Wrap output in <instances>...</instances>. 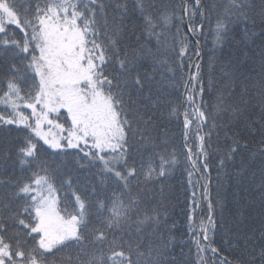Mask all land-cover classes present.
<instances>
[{
    "label": "trees",
    "instance_id": "1",
    "mask_svg": "<svg viewBox=\"0 0 264 264\" xmlns=\"http://www.w3.org/2000/svg\"><path fill=\"white\" fill-rule=\"evenodd\" d=\"M59 1L74 8L70 11L88 31L90 45L106 55L100 66L103 89L114 98L127 133L116 163L98 153L90 139L79 148L39 146L34 173L44 171L40 175L57 188L67 204L62 212L77 213L82 200L80 235L96 250L91 248L86 259H67L66 253L64 264H212L213 253L198 231L195 169L206 175L214 264H264V0H188V23L201 57L185 111L190 129L201 128L205 135L208 174L197 152L202 136L180 140L183 95L197 56L183 18L184 0ZM6 2L24 28L9 24L5 41L0 34V52L21 68L22 54L27 53L28 62L37 54L22 30H39L41 17L62 5L57 0ZM8 81L29 88V93L40 88L31 67ZM196 116L202 121L198 127ZM26 135L0 123V168L10 164L13 182L15 172L21 174L9 195L0 189V205L10 210V200L18 199L26 210L18 219L0 217L3 228L13 232L34 222V200L19 192L32 174L21 170L12 150ZM165 142L171 145L166 160ZM61 174L66 177L59 179ZM147 195L150 201L142 202ZM118 198L125 201L122 214ZM134 203L139 206L132 207ZM114 206L117 214L112 213ZM203 210L206 220L207 202ZM0 236L13 250L34 244L22 246Z\"/></svg>",
    "mask_w": 264,
    "mask_h": 264
},
{
    "label": "rangeland",
    "instance_id": "2",
    "mask_svg": "<svg viewBox=\"0 0 264 264\" xmlns=\"http://www.w3.org/2000/svg\"><path fill=\"white\" fill-rule=\"evenodd\" d=\"M66 2L68 5L70 4L69 1ZM57 3L62 5L59 0H57ZM3 7L5 8L3 4H0L1 30L4 29L6 24L16 23L14 14H12L7 8L4 11ZM62 8L63 5L57 7V14L52 13L50 16L43 19V29H41L40 32L43 38L42 41L45 43V45L43 44L42 58L39 57L38 54L34 59H32L36 68L38 67L41 71L40 82L42 84V88L39 95L42 100L45 98L46 102L42 107L35 108H30V106L26 103L25 109L33 111L36 123L43 121V118H46L50 124L53 123L55 126L56 124H59V126L65 130L66 135L64 138H69L71 133L74 131L72 119L71 126H66L64 124V118L60 119L61 111L64 110L65 112L66 109H64V107L67 106V102L71 101L73 103V107L77 108V115L80 118L89 117L90 110L88 106L94 105L95 97L99 94V91L84 78L85 74L90 75L89 72L85 71V69L93 68V62L90 58L85 56L86 47L83 36L80 37L78 34L82 32L77 29L79 26L74 19L68 18L60 20L58 18ZM64 68L71 69L73 71H69ZM95 76H99L98 70ZM88 78L93 83H96L93 78ZM9 98L11 101L14 98L16 101L26 99L20 91L16 93L14 98L10 95ZM105 100L110 101L107 97H105ZM76 104H80L81 106L77 107ZM98 108L100 107L97 106L96 109ZM34 112L37 114H34ZM66 112L68 113V111ZM28 118L30 117L28 116ZM114 120L120 127L121 121L117 113L114 115ZM90 122L91 125L94 126L98 121L94 118H90ZM114 129L116 128L114 127ZM97 137L99 140L101 137H104L105 143L102 144V146L95 140L97 145L102 149L113 147L114 142L111 139L108 141L109 135L107 133L106 135L97 134ZM88 138L90 137L81 135L80 140L86 141ZM122 148V144H119L113 152L120 154ZM39 186L47 188V185L44 182H40ZM53 201H56L55 194L49 193L40 196L37 208L39 217L38 224L42 225L39 231L41 235V244L44 249L49 248V250L65 239L75 238L77 236L78 229V218L75 216L67 217L62 215L60 211L56 210L55 204L51 203ZM49 205L53 213L48 212ZM47 213L53 215V221L46 218ZM37 262V260H32L30 263L20 264H37Z\"/></svg>",
    "mask_w": 264,
    "mask_h": 264
},
{
    "label": "bare ground",
    "instance_id": "3",
    "mask_svg": "<svg viewBox=\"0 0 264 264\" xmlns=\"http://www.w3.org/2000/svg\"><path fill=\"white\" fill-rule=\"evenodd\" d=\"M72 8V7H70ZM74 9V8H72ZM35 34V35H34ZM30 37L34 40V41H41L40 45L43 47V44L45 45V43H43V38L41 36V33L38 30H33L29 32ZM88 31H86V40L88 43H90V41H88ZM25 51H31V50H26ZM25 60L28 62L29 59L27 57V55L24 56ZM0 63L3 64V75L0 76V80L3 81V84H9L10 82L8 81L10 79L11 76H15V75H20L23 76L26 73V69L24 68V64L20 67L18 66H13L12 64V60L11 59H6L5 55H2V53L0 52ZM77 70V69H74ZM97 70L100 74V67H97ZM70 71H73L70 69ZM123 75H126L125 73H123ZM95 79H97V77H95ZM100 84H102L103 82L101 80H99ZM26 100L23 101H16L14 100L12 102V106H10L6 112H4L3 114H1L0 116V122L8 127H13L14 129H22L24 131L27 132V135L24 137H27L28 139H26L25 143H23L22 146H19L18 144L15 143V145H13L12 150L15 153L17 158L23 157L26 165H27V170L32 174L31 178L26 179L23 185H21V187L19 188V192L30 196L33 198L34 203H33V212H34V216L38 217V213H37V208H38V202H39V197L46 195V194H54L56 192H58L57 188L53 185H47V188L41 187L39 186L40 182H43L42 179L44 177H46L44 174L40 175L41 173H43L44 171L41 170V173H34V171L37 170L35 164H33V162H37L38 160V151H39V146L43 145L45 147H47L48 149H50V144L54 149H62V140H60L59 138L56 137H52L49 136L47 137L46 135H42L39 133L38 129H36V131L33 134V138H32V133H31V127L29 124L26 123ZM197 115H199L197 113ZM196 120L197 125H195L196 127H198V125H200L202 123V121L200 120V117L198 118L197 116L194 118ZM127 129V128H126ZM128 131V130H127ZM126 131V132H127ZM114 137L117 138H121L123 136H127V133H125V127L124 125L119 128L118 130H115L113 132ZM128 135H130L129 131H128ZM35 140H44V143H35ZM49 142H48V141ZM180 140H182L183 142H185V132L183 131V133L181 132L180 135ZM47 141V142H46ZM50 143V144H49ZM128 146V145H127ZM33 148H35L33 150ZM171 149V145L168 142H165L164 146L162 147V154L166 160L167 156H168V152ZM3 151L1 150V146H0V154ZM10 158V157H9ZM6 159H8V157L6 156ZM66 169H70V167L67 168H60V171L63 172ZM203 169L205 170V172L208 174V168L205 165V163L203 164ZM22 170V169H21ZM0 171L2 173H4V175L2 177H0V189L2 190V192L4 194H8L11 191V188L13 187V185H17L21 182L20 177L21 174L18 173L19 171L15 172V180L14 182L12 181V175H13V168L10 167V164L6 162V164L0 168ZM195 176H196V180L197 182L202 185L204 184V179H206V175L197 171L195 169ZM66 177V175L61 174L59 175V179H64ZM210 183L208 182V185ZM124 194V193H123ZM148 195L144 196L142 199L143 200H148ZM201 203L204 205V202H206L207 199L201 198ZM51 203L55 204V208L57 211L62 212V209L64 206H66V202L62 199H59L58 196H56V201H53ZM50 203V204H51ZM117 203L120 204V213L122 214V208L123 205L125 203L124 200L118 198L117 199ZM138 205V203H134L132 207H136ZM139 206V205H138ZM80 207L77 204L76 205V210H78ZM48 212H51L50 209V205L48 207ZM112 213L113 214H117L118 213V209L117 206H114V208L112 209ZM26 214V210L25 208L22 206V204L20 203V201L18 199H12L10 200V210L5 207L0 205V217L3 219H7L10 217H14L15 219L20 218L21 216H24ZM46 218L50 221H53V215L50 213L46 214ZM42 225L37 223V227L36 228H29V229H24V230H20L17 232H13L10 231L8 229H4L3 226L0 224V234L13 238L14 240H16L19 244H21L22 246H26L29 243H31L32 241H34V244H29L28 247H26L29 251L33 252L37 258L45 263V264H61L63 262V257L65 256V254L67 253L66 250H64L63 248L61 249H56V247L61 246L60 243L56 244L54 247L50 248L51 250H49V248L44 249L42 247L41 244V235H40V229H41ZM135 230H137L138 226L137 223L134 224ZM3 237L0 236V240H2ZM20 246V245H19ZM0 264H20V263H30L31 261H29L26 257L22 256L19 259H16L14 257V250L13 249H7L5 247H1L0 248Z\"/></svg>",
    "mask_w": 264,
    "mask_h": 264
}]
</instances>
